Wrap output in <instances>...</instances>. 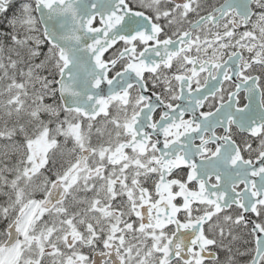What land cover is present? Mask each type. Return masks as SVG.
Wrapping results in <instances>:
<instances>
[{
	"label": "snow or ice",
	"instance_id": "obj_1",
	"mask_svg": "<svg viewBox=\"0 0 264 264\" xmlns=\"http://www.w3.org/2000/svg\"><path fill=\"white\" fill-rule=\"evenodd\" d=\"M0 264H264V0H0Z\"/></svg>",
	"mask_w": 264,
	"mask_h": 264
}]
</instances>
